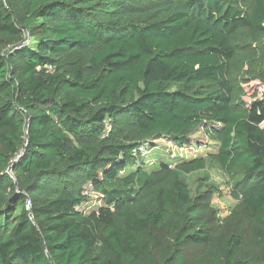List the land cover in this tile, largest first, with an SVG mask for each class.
Listing matches in <instances>:
<instances>
[{
	"label": "trees",
	"instance_id": "1",
	"mask_svg": "<svg viewBox=\"0 0 264 264\" xmlns=\"http://www.w3.org/2000/svg\"><path fill=\"white\" fill-rule=\"evenodd\" d=\"M262 49L264 0H0V264H263ZM200 127L217 153L146 169ZM208 160L255 253L186 181Z\"/></svg>",
	"mask_w": 264,
	"mask_h": 264
},
{
	"label": "rangeland",
	"instance_id": "2",
	"mask_svg": "<svg viewBox=\"0 0 264 264\" xmlns=\"http://www.w3.org/2000/svg\"><path fill=\"white\" fill-rule=\"evenodd\" d=\"M255 48V46H254ZM251 50V48H247ZM257 65L255 70L264 78V49L253 53ZM257 75V74H256ZM242 84L247 83L248 91L244 97L250 103L256 98H260L264 92L262 82L253 80L250 75H242L239 78ZM264 84V83H263ZM258 90V95L253 92ZM192 145L181 148L172 141L163 137H154L149 142L143 143L140 148L145 158V167L149 171L159 168L160 162L175 164V159L192 160L195 158L207 157L215 154L219 150L217 141L211 139L202 127L198 128L191 136ZM133 169H136L133 167ZM128 171L132 169H127ZM208 177V179H206ZM186 181L191 187L194 196L200 197L210 224L214 230L227 228L238 231L246 240V247L251 252L257 250V243L252 238L249 229V221L240 201L233 195L231 177L217 163L208 160L207 167L203 171L186 175ZM89 200L86 205V212L98 210L104 205L103 197L93 191L88 190ZM264 264V263H263Z\"/></svg>",
	"mask_w": 264,
	"mask_h": 264
},
{
	"label": "water",
	"instance_id": "3",
	"mask_svg": "<svg viewBox=\"0 0 264 264\" xmlns=\"http://www.w3.org/2000/svg\"><path fill=\"white\" fill-rule=\"evenodd\" d=\"M30 122H31V119H30Z\"/></svg>",
	"mask_w": 264,
	"mask_h": 264
}]
</instances>
